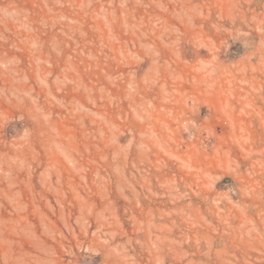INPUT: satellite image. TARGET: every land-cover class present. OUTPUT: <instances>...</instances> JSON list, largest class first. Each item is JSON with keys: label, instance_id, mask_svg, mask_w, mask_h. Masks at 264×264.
I'll list each match as a JSON object with an SVG mask.
<instances>
[{"label": "rangeland", "instance_id": "rangeland-1", "mask_svg": "<svg viewBox=\"0 0 264 264\" xmlns=\"http://www.w3.org/2000/svg\"><path fill=\"white\" fill-rule=\"evenodd\" d=\"M0 264H264V0H0Z\"/></svg>", "mask_w": 264, "mask_h": 264}]
</instances>
